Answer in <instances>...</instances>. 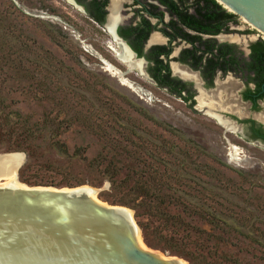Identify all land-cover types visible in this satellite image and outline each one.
I'll return each instance as SVG.
<instances>
[{"label":"rangeland","instance_id":"1","mask_svg":"<svg viewBox=\"0 0 264 264\" xmlns=\"http://www.w3.org/2000/svg\"><path fill=\"white\" fill-rule=\"evenodd\" d=\"M73 11L61 0H0V94L11 111L45 129L35 162L19 181L53 188L88 185L101 201L127 207L135 217L140 200L129 192L133 182L112 188L103 164H89L112 159L122 167L118 179L141 175L149 191L174 195L176 202L164 198L161 209L187 225L209 229L203 220L187 217L189 207L215 211L240 227L235 237H224L231 244L222 251L264 264V245L258 244H264V149L245 144L136 74L125 76L131 90L122 86L106 69V62L123 67L106 51L104 34L90 21L66 14ZM16 136L0 137V154L25 155L27 142ZM51 141H59L67 154ZM79 148L80 158H73ZM137 210V225L150 227L145 238L138 225L143 246L166 247V239L151 231L162 220Z\"/></svg>","mask_w":264,"mask_h":264},{"label":"flooded vegetation","instance_id":"2","mask_svg":"<svg viewBox=\"0 0 264 264\" xmlns=\"http://www.w3.org/2000/svg\"><path fill=\"white\" fill-rule=\"evenodd\" d=\"M61 1L104 34L123 70L100 61L122 86L136 74L264 149V34L241 16L216 0H120L115 12L112 0Z\"/></svg>","mask_w":264,"mask_h":264},{"label":"water","instance_id":"3","mask_svg":"<svg viewBox=\"0 0 264 264\" xmlns=\"http://www.w3.org/2000/svg\"><path fill=\"white\" fill-rule=\"evenodd\" d=\"M264 34V0H216ZM9 161L0 182V264H188L141 246L133 212L98 198L88 185L27 186L19 181L25 162Z\"/></svg>","mask_w":264,"mask_h":264},{"label":"trees","instance_id":"4","mask_svg":"<svg viewBox=\"0 0 264 264\" xmlns=\"http://www.w3.org/2000/svg\"><path fill=\"white\" fill-rule=\"evenodd\" d=\"M39 123H30L27 118L21 117L16 111H11L9 105L6 103V99L0 94V137L17 135V139L27 142L25 148L22 151L26 155V162L23 168L19 172V177H23V173L26 169L32 165V161L36 159V142L43 140L44 128H37ZM40 126H43L41 123ZM44 127V126H43ZM51 139V138H50ZM54 149L58 152L67 154L66 147L59 145V141H51L50 143ZM79 152L82 150L76 149L73 158H80ZM100 158V157H99ZM90 161V165L103 166V176L106 178L112 188L128 186L129 182L132 183L129 192L135 196V200H140L137 207L134 206L135 218H139L140 213L137 210L142 208L146 215L151 218H158L162 220V226H155L151 231L166 239L167 246L160 247L159 245L149 244L153 250H159L162 253H169L171 256L179 257L187 261L189 264H199L200 261H206L207 259L219 260L220 264H252L246 259H239L232 254L222 251V246L231 244L228 239L235 237L239 234V228L232 224H229L225 220H222L215 211H209L207 209H191L187 207L185 214L188 218L191 216L197 217L199 220L206 222L208 230L199 229L195 226H189L184 221L176 219L175 216L169 215L161 209L160 201L164 198L174 200V195H160L149 191L143 186L141 175L135 176L136 180L129 179L126 173L122 179H118L122 167L119 163L110 161H103V159ZM105 162V163H104ZM161 164L166 168L168 163L161 160ZM145 184H147L145 182ZM148 185V184H147ZM126 205L125 203H122ZM139 227L143 231V235L146 238L147 230L150 227L147 223L138 222ZM165 232V235L162 232ZM148 242V241H147ZM259 245L263 246L260 241ZM232 246V245H231ZM220 250V251H219Z\"/></svg>","mask_w":264,"mask_h":264},{"label":"bare ground","instance_id":"5","mask_svg":"<svg viewBox=\"0 0 264 264\" xmlns=\"http://www.w3.org/2000/svg\"><path fill=\"white\" fill-rule=\"evenodd\" d=\"M122 1V0H121ZM120 0H112V7H113V11L115 12V10H116V8L118 7L117 5H118V3L119 2H121ZM111 2V1H110ZM250 24V23H249ZM250 26H252V25H250ZM152 38V37H151ZM158 40V39H157ZM154 42V41H153ZM123 59L127 62V57H123ZM129 63V62H128ZM127 64V63H126ZM130 64V63H129ZM131 66H132V64H130ZM134 65V64H133ZM133 67V66H132ZM106 69H107V71L108 72H110L112 75H114V74H117V71L114 69V68H112V67H110V66H106ZM119 74V73H118ZM119 76V75H118ZM204 102L202 101V102H200L199 103V105H204L203 104ZM201 107V106H200ZM227 127H229V126H227ZM228 129V128H227ZM233 129V128H232ZM21 156V155H20ZM9 161H12V162H14V163H16V165H19V163H18V158H17V156H12V157H9V158H0V177H1V175L2 174H4L5 172H6V170L8 169V167L10 166V165H7L5 162H9ZM21 161V160H20ZM21 163V162H20ZM15 177H14V175L12 174V175H10L9 177H7L6 179H4V180H1V178H0V182H9V181H12L13 179H14ZM141 246L142 247H144L143 246V244H142V242H141Z\"/></svg>","mask_w":264,"mask_h":264}]
</instances>
